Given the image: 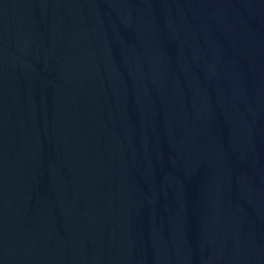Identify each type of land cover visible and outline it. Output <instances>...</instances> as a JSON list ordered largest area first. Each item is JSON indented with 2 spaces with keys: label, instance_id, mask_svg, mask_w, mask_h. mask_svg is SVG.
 I'll return each mask as SVG.
<instances>
[{
  "label": "water",
  "instance_id": "obj_1",
  "mask_svg": "<svg viewBox=\"0 0 264 264\" xmlns=\"http://www.w3.org/2000/svg\"><path fill=\"white\" fill-rule=\"evenodd\" d=\"M0 264H264V0H0Z\"/></svg>",
  "mask_w": 264,
  "mask_h": 264
}]
</instances>
